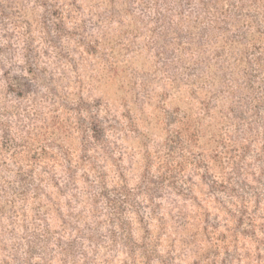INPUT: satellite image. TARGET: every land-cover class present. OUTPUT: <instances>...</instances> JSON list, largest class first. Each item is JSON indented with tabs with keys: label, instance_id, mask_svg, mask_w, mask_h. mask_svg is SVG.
<instances>
[{
	"label": "rangeland",
	"instance_id": "374dc122",
	"mask_svg": "<svg viewBox=\"0 0 264 264\" xmlns=\"http://www.w3.org/2000/svg\"><path fill=\"white\" fill-rule=\"evenodd\" d=\"M0 264H264V0H0Z\"/></svg>",
	"mask_w": 264,
	"mask_h": 264
}]
</instances>
